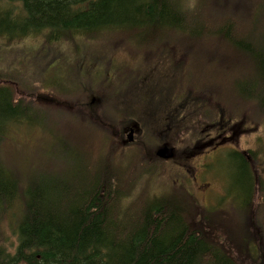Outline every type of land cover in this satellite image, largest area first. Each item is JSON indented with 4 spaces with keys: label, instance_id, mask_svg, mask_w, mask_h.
Returning a JSON list of instances; mask_svg holds the SVG:
<instances>
[{
    "label": "trees",
    "instance_id": "obj_1",
    "mask_svg": "<svg viewBox=\"0 0 264 264\" xmlns=\"http://www.w3.org/2000/svg\"><path fill=\"white\" fill-rule=\"evenodd\" d=\"M3 1L5 5L7 1L19 2L23 11L13 15L14 10L5 6L7 12L0 4V13L6 15L0 16V40L5 39V44L22 42L41 31L48 32L46 43L55 42L56 35L64 32L81 35L88 41L108 38L110 48L121 50L132 59L138 57L135 64L127 63L136 66L133 72L138 76V81H132L126 75L123 84L128 86L138 84L145 73L152 76L155 68L164 67L166 81L160 87V108L156 113L164 110L162 113L179 118L184 114L180 112L197 111L199 107L200 113L208 115L207 120L213 119L203 123V128L216 127L222 136L231 125L253 123L248 114L243 117L242 113H236L249 99L232 95L235 86L253 95L250 101L257 105L256 111L264 113V0H232L231 6L215 0H206L204 4L197 0L191 3L188 0ZM11 15L19 22H11ZM165 28L170 29L171 37L159 46L168 45L169 56L141 44L154 41ZM129 29L135 30V40L123 32ZM17 31L24 33L23 39L11 35L5 38ZM123 43L136 44L137 49H119L118 45ZM201 43L207 44L210 53L207 63L220 61L223 49L224 57L235 58L238 63L233 69L227 65L215 71L201 69L192 78L191 63L196 62L192 53L200 47L195 45ZM111 59L102 60L109 67ZM107 69L104 66V72L90 71L88 76L96 81L94 75L102 73L100 79L107 82ZM218 72L225 77H217ZM3 73H0V264H241L234 258L240 249L226 232L208 221L203 205L188 190L182 188L185 192L172 193L163 190L157 194L150 191V185H145L135 192L138 181L153 174L161 161L153 152L136 149L140 155L129 162L132 164L128 168L119 161L110 166L104 161L100 166L91 155L85 178L66 177V171L56 169V179L45 181L40 158L34 164L14 155L9 143L14 142L11 138L14 132L28 129L39 112L44 114L51 107L37 103V89L30 80H22L25 94L21 95L12 82L18 75ZM157 74L162 77L161 72ZM74 86L80 90L66 93L75 97L57 103L54 117L65 130L74 126L88 128L90 138L108 139L103 146L95 142L108 148L113 136L121 138L122 108L116 105L109 109L103 104L105 108L94 113L89 104H83L87 103L83 102L87 92L78 84ZM134 87L135 92L139 90ZM146 88L148 92L151 89ZM78 92L83 93L82 98ZM181 133L190 135L189 127ZM73 135L59 137L61 145L84 136ZM205 137L201 132L200 140ZM114 146L117 151L121 148L119 144ZM109 151L115 152L112 145ZM63 152L70 159L73 157L69 151ZM257 213L262 223L264 206H259ZM9 237L15 241H9ZM258 242L259 238L256 245ZM258 249L261 254L259 245ZM247 253L251 264H261L251 255V248Z\"/></svg>",
    "mask_w": 264,
    "mask_h": 264
},
{
    "label": "rangeland",
    "instance_id": "obj_2",
    "mask_svg": "<svg viewBox=\"0 0 264 264\" xmlns=\"http://www.w3.org/2000/svg\"><path fill=\"white\" fill-rule=\"evenodd\" d=\"M192 1L188 0L189 3ZM197 1L199 4L207 3L206 0ZM215 1L222 5L231 6L233 4L232 0ZM0 4L4 6L1 8L5 11H7L6 7L14 10L13 15L23 12L19 2L9 4L7 1L5 5L4 1L0 0ZM0 16L6 17L2 12ZM10 19L11 22H19V19L12 15ZM123 32L135 40L134 29ZM170 33V29L165 28L157 33L154 41L141 44L154 51L160 49L169 56L170 47L159 45L170 40ZM183 33L182 31L181 34ZM10 35L11 37H22L24 33L17 31L5 35V38ZM47 36V31H41L22 42L13 41L5 44V39L0 40V73L18 75L12 82L16 84L21 95L25 94L22 89V80L27 78L36 86L37 103L51 107L46 108L51 110L44 114L39 112L27 127L28 129L21 128L11 135L15 143L11 141L9 145H13L14 155H21L22 158L34 164H38L37 161L40 158L39 163L43 168L41 176L45 181H50L56 179L55 173L59 169L66 171V177L85 178L87 175L85 169L88 164L90 165L91 155L99 161L100 166L104 161L107 162L106 166L119 161L128 168L129 164H132L129 162L140 155V151L136 149L141 148L144 151L153 152L161 161L156 164L153 174L143 176L138 181L135 192H138V188L146 187L145 185H150L148 187L150 191L157 194L163 190L172 193L185 188L200 206L203 205L208 221L226 232L231 242L240 249V252L236 251L234 255L239 263L251 264L250 258H247L249 255L247 252L251 248V255L257 257V262L260 260L261 264H264V219L261 223V218L256 217L258 207L264 206V113L261 115L256 111L257 105L255 103L253 105L250 101L253 95L244 93L235 86V90L233 89L235 93L232 95L249 99V102L240 106L236 113L238 115L242 113L243 117L248 114L253 119V123L252 125L245 123L241 126L231 125L228 133L220 137L216 127L214 130L203 128V123H210L213 119L207 120L208 115L202 111L200 113L199 107L196 108L197 111L180 112L184 114L179 118L162 113L164 110L156 113L160 108V99H158L160 87L166 81L167 72L164 67L155 68L152 76L145 73L144 76L139 77L138 84L124 85L126 75L132 81H138L136 80L137 74L133 72L136 66L127 65V63L135 64L137 60L134 59L138 57L135 56L132 59L125 52L110 48L107 46V44L111 45L108 38L88 41L81 35L72 36L70 32H64L56 35L55 42L46 43ZM105 41L106 45H104ZM127 44H119L118 48L137 49L136 44ZM197 46L200 47L195 48L192 53L196 61L191 63L192 78L194 72L201 69L215 71L223 65L233 69L238 63L235 58L224 57L226 50L222 48L220 52V57L223 55L222 59L220 61L216 59L209 64L206 62L210 56L207 44L195 45ZM111 57L109 68L102 59L108 60ZM165 63L169 66L168 62ZM104 66L105 69L109 68L107 69L109 76L107 82L100 79L102 73L94 75L96 81L88 76L90 71L104 72ZM158 72L162 73V77L157 74ZM228 75L226 78L231 83V76L228 78ZM217 77L223 79L225 75L218 72ZM68 79L71 83L67 81ZM77 84L82 86L88 94L87 97H83V93L78 92V96L84 98L83 102L87 103L83 104H89L94 113L104 109L103 104L109 109L115 108L116 105L122 108L120 111L124 122L119 128L121 138L115 139V136L110 138L108 148L102 147L103 143L108 144V139L90 138L88 128H82L85 129L82 130L74 126V128L65 130L63 126H59L57 117H54L57 113L53 108H56L57 103L63 102L64 98L73 99L74 94L66 93L79 91V87L74 86ZM92 85L95 90L90 88ZM134 86L139 90L135 92ZM147 86L151 88L149 92ZM223 96L226 97V94ZM216 103H219L218 99ZM142 123L144 125H141ZM37 124L38 126L35 127ZM186 127H189L190 135L181 133ZM201 132L206 137L208 135L207 139L205 137L200 140ZM70 133L74 134L73 137L84 136H77L74 142L64 141V146H62L59 137H68ZM96 141L102 143V146L95 144ZM117 144L123 150L120 148L117 151L114 146ZM111 145L115 152L109 151ZM166 147L171 148L169 150L173 152V158L170 160H165L158 155L161 150H168ZM63 151H69L73 157L70 159V155ZM258 238L261 254L256 245ZM8 239L15 241L14 237Z\"/></svg>",
    "mask_w": 264,
    "mask_h": 264
},
{
    "label": "water",
    "instance_id": "obj_3",
    "mask_svg": "<svg viewBox=\"0 0 264 264\" xmlns=\"http://www.w3.org/2000/svg\"><path fill=\"white\" fill-rule=\"evenodd\" d=\"M168 150H164V151H160L159 153H158V155L161 157V158H164L165 160H170V159H172L173 158V152L172 151H170L169 149H171V148H169V147H166Z\"/></svg>",
    "mask_w": 264,
    "mask_h": 264
},
{
    "label": "flooded vegetation",
    "instance_id": "obj_4",
    "mask_svg": "<svg viewBox=\"0 0 264 264\" xmlns=\"http://www.w3.org/2000/svg\"><path fill=\"white\" fill-rule=\"evenodd\" d=\"M218 133V132H217ZM219 135H220V133H218ZM221 137V136H220ZM208 140H210V138L208 139Z\"/></svg>",
    "mask_w": 264,
    "mask_h": 264
},
{
    "label": "bare ground",
    "instance_id": "obj_5",
    "mask_svg": "<svg viewBox=\"0 0 264 264\" xmlns=\"http://www.w3.org/2000/svg\"><path fill=\"white\" fill-rule=\"evenodd\" d=\"M258 237V236H257Z\"/></svg>",
    "mask_w": 264,
    "mask_h": 264
}]
</instances>
